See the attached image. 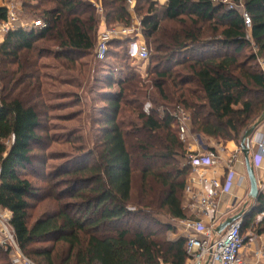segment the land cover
<instances>
[{
	"label": "trees",
	"instance_id": "trees-1",
	"mask_svg": "<svg viewBox=\"0 0 264 264\" xmlns=\"http://www.w3.org/2000/svg\"><path fill=\"white\" fill-rule=\"evenodd\" d=\"M128 1L97 0L108 10L106 22L110 27H132ZM52 2L55 8L44 16L45 29L19 30L7 35L0 48L6 61H17L22 52H33L38 41L47 39L59 42L64 53L58 54L59 57L96 48L98 27L94 12L97 8L84 0ZM142 2L148 10L142 21L143 36L158 55L152 63L156 65L154 87L162 96L161 101L176 104L174 108L181 106L188 113L191 111L192 123L199 134L224 141L240 140L253 117L264 112V70L259 64L260 58L264 60V0H167L160 7L161 16L157 10L159 3L152 0H137L135 10L144 9L138 8ZM240 5L252 19L251 30H247L242 15L234 8ZM162 18L184 28L178 32L161 30ZM7 21L8 10L0 8V22ZM129 45L126 40L112 42L107 59L111 57L112 47L124 49L129 57ZM247 49L255 51L249 56V63L254 66L248 70L238 58ZM178 56L184 60L176 62ZM172 63L188 65L185 66L188 75L174 76L169 68L161 70ZM170 79L175 92L167 95L165 81ZM137 80L136 76L126 78L119 83L120 92L107 100L100 120L103 128L98 152L89 154L80 165L62 167L48 180V195L57 203V209L44 214L32 227L29 211L31 202L38 198L32 184L22 179L20 172L33 165L32 150L40 141V116L23 99H3L0 168L13 171L15 176L10 172L4 178L5 184L7 181L13 184L5 186L6 191L24 203L2 208L13 214L11 224L16 228L20 246L34 263L103 264L105 257L112 264L187 263V240L169 241L165 235L173 228L157 219L162 213L174 220L187 219L181 197L191 168L182 167L179 162V158L187 162V153L178 129L172 127L174 120L169 113L162 119L155 109H144L138 113V123L120 120L123 108L128 107V95L137 93ZM189 85L195 89H186ZM167 105V109L173 108ZM8 141L12 142L11 146L7 145ZM138 168L141 191L135 197L134 179ZM62 177L65 179L55 183ZM19 181L28 184L19 186ZM60 186L67 191L57 192ZM64 199L73 202L64 203ZM18 212L22 214L17 216ZM263 212L264 199L260 198L245 219L243 233ZM141 220L148 221L149 225L137 223ZM259 226L262 235L264 218ZM35 245L49 246L36 249ZM10 251L5 250L9 258Z\"/></svg>",
	"mask_w": 264,
	"mask_h": 264
},
{
	"label": "rangeland",
	"instance_id": "rangeland-1",
	"mask_svg": "<svg viewBox=\"0 0 264 264\" xmlns=\"http://www.w3.org/2000/svg\"><path fill=\"white\" fill-rule=\"evenodd\" d=\"M84 1L91 4L94 9L95 7L97 8V12L95 11L94 15L98 27L96 34V43L98 44L100 33L105 28L114 27H110L107 24L106 16L108 10L102 8L97 0ZM157 2L159 3L157 7L158 14L161 16L162 9L160 7L165 5L167 1L157 0ZM142 6L144 7L143 10H135L136 4L133 7L128 6L129 12L133 14L132 27L138 26V22L143 21L148 11L145 2L140 3L138 8ZM242 6L237 7L242 8ZM0 8H6L8 10V19L11 14L16 16V22H12L10 25L12 29L10 32H17L19 30L30 32L33 30H41L40 27L34 28L35 25L40 23L45 25L44 16L47 11L55 8V4L52 0H39V2L33 3H26L24 0H0ZM186 22L189 25L191 24L189 21ZM4 23L0 22V48L10 33L4 32ZM45 28H42V30ZM164 28L174 31L177 30L178 32L184 27H180L179 24L168 22L162 18L161 30ZM144 41L149 46L151 52L150 59L147 62L131 59L130 56L125 55L124 49L116 47H112L110 51L111 57L105 61H99L97 59V46L90 52L77 53L68 57H59L58 54H62V51L60 50L59 42L54 39L38 41L35 44V50L33 52H22L17 61H6L5 57L0 53V105L6 97L20 98L27 101L29 105L34 106L40 116V127L38 130L40 141L32 150L33 165L28 170L20 172V177L32 184L38 198L37 201L31 202L32 208L28 216L30 227L42 218L44 214L51 213L57 209V203L48 195V180L54 177L53 175L58 173L57 171L62 167L71 168L73 165H80L85 157L88 158L89 154L98 152L103 128L100 120H102L104 109L108 105L107 100L120 92V82L131 76H136L138 79L137 93L128 95L126 102L128 107L125 106L123 108L124 114L120 116V120H124L127 123H138V113L143 112L144 109L146 111L155 109L161 115L160 112L168 108L165 105L168 104L167 106L173 108L177 106L176 104H169L164 100L161 101L162 96H160L154 87L157 82V77L153 74L156 65L152 63L158 55L151 43L149 44L145 39ZM253 53H255L253 49H247L238 56L239 61L245 65L246 70L254 66L253 63H249V56ZM183 60V56H178L176 62H182ZM259 64L261 69L264 70V60L262 58L259 59ZM185 66L188 65L176 66V63H172L161 67V70L169 68L174 72V76L185 77L188 75ZM239 73L243 74V72ZM13 74L14 81H12ZM165 83V94L170 95L171 92L174 94L175 90L171 86L172 79L165 81ZM186 89H195V86L189 85ZM154 102H158V104L154 105ZM195 104L202 103L196 102ZM138 107H140V111L136 110ZM173 108L170 110H173ZM189 114L191 118L190 133L194 138L196 137L198 139L202 134H199L194 128L192 112L190 111ZM262 114L255 115L249 123L248 128ZM241 139L242 136L240 140L234 142L240 145ZM215 140L218 141V139ZM6 143L8 146L12 144L11 141ZM179 162L182 167L184 165L188 166V162L182 161L180 158ZM139 170L138 168L135 171V197L141 191ZM10 172L14 175L11 169L0 168V213L4 210L2 207H19L24 203L20 197L10 193L9 190L6 191L5 186H13L8 181L6 184L4 183L6 174ZM63 179L65 178H59L55 183H59ZM26 184L28 183L22 181L18 183L19 186H25ZM65 191L67 189L62 186L57 190V192ZM185 197L186 191L181 197L182 204H184ZM70 202L73 201L71 199H64V203ZM21 214L18 212L17 216ZM12 218L8 224V228L10 232H13L11 233L14 235L19 252L25 255V252L20 246L16 228L11 224ZM157 219L164 225H169L173 228V231L165 235L168 239L172 238L173 233H178L176 231L179 228L184 232V228L180 223L181 221L174 220L165 213L160 214ZM262 220L263 218L258 214L255 221L256 224L254 222L249 228L245 229L244 237L259 235V231L262 230L259 223ZM139 222L144 224V226L149 225V222L146 220L137 221V223ZM159 231L161 232V230ZM44 246L35 245L33 248L39 249ZM7 249L9 251L11 250L10 258L5 254V250L7 251ZM19 252L4 232L2 224L0 223V264H11V261L15 264L20 257ZM107 260L111 261L109 258ZM103 264L106 263L103 261Z\"/></svg>",
	"mask_w": 264,
	"mask_h": 264
},
{
	"label": "built area",
	"instance_id": "built-area-1",
	"mask_svg": "<svg viewBox=\"0 0 264 264\" xmlns=\"http://www.w3.org/2000/svg\"><path fill=\"white\" fill-rule=\"evenodd\" d=\"M137 0H129L128 6L133 7ZM232 8V7H231ZM239 11L244 20L247 30L252 28V19L250 15L245 11L244 6L242 8L234 6ZM16 22V16L10 15L7 23L3 24V30L5 33H9L11 23ZM45 28L46 25L40 23L36 24L34 28ZM116 40L129 41V56L131 59L147 62L150 59L151 52L147 43L144 41L142 22H138L136 27H114L105 28L100 33L99 42L96 48V57L99 61H105L108 57L110 44ZM161 118L166 117V113H169L174 120L172 127H176L179 131L180 141L184 144L189 143L190 140V114L181 106L170 109H163ZM195 140L198 142V139ZM251 152L255 148L257 160L254 163L256 170H261L263 176L258 179L259 199H264V125L260 128L251 138L250 142ZM243 156L241 147L230 156L228 160V174L226 175L225 183L223 184L212 172L213 177H210V170H213L219 162V156L214 151L207 152L205 154L193 155L188 166L193 172L192 180L187 184L186 194L191 195L192 199L198 200V196L194 194L193 186L198 183L203 189L210 188V191L205 197L198 200L197 207L203 216L198 220H183L181 225L184 231L187 233L186 237V253L188 256V264H264L260 261H246L243 257L242 251L246 246L248 238L244 237L243 229L245 219L252 213L254 208L258 204V200L254 202L248 212L244 214L239 220L230 225L222 235L216 234V228L218 226V218L216 202L224 194H230L234 188L241 187L246 181V177L240 176L234 170V166L239 158ZM264 218V212L261 214ZM12 218V213L6 209L0 213V223L4 232L8 235L10 241L18 250L14 235L10 232L8 224ZM206 220L210 222L207 223ZM254 227V225H253ZM252 240V238H249ZM20 253V252H19ZM15 264H36L20 253L19 259Z\"/></svg>",
	"mask_w": 264,
	"mask_h": 264
},
{
	"label": "crops",
	"instance_id": "crops-1",
	"mask_svg": "<svg viewBox=\"0 0 264 264\" xmlns=\"http://www.w3.org/2000/svg\"><path fill=\"white\" fill-rule=\"evenodd\" d=\"M164 1H167V0H164ZM202 136L198 137V142H197L195 138L192 136V134L190 133L189 143L187 144L183 143L184 149L187 153V158H186L187 162H189L190 158L193 155L205 154L210 151L216 152V154L219 156V162L213 170L209 171V173H210V177H213L212 172H214L215 173L214 177H216L218 180H220L224 184L226 175L228 174V165H227L228 163L227 162L230 156L234 154L240 148V145H238L234 141H222V140L217 141L214 138L208 137L206 135L202 134ZM255 154H256V150L255 148H253L251 152L252 162H255L257 160V157L255 156ZM261 164H264V161ZM234 170L236 171L238 175L246 177V181L241 187L234 188L230 194L222 195L221 198L216 202L217 204L216 212H217V218H218L217 228L222 223H224L227 219L240 214L244 210L246 204H248V206L246 207V212H248V210L250 209V206L254 204V202H252L249 198L250 182L247 176L246 164H245V159L243 156L237 160L234 166ZM256 176H257V179L262 177L263 176L262 171L256 170ZM195 177L193 176V172L191 170V173L187 179V184L192 180V178H195ZM193 190H194V194L198 196V200H200L202 197H205L208 194V192L210 191V188L208 187L206 189H203L202 186H200L198 183H195L193 186ZM198 200H194L192 199L191 195L186 194L185 201L183 204L184 212L189 214V216H187L186 221L187 220H198L203 217L201 216V213L197 207ZM177 221H183V220H177ZM205 221L207 223L210 222L209 220H206V219ZM176 232L178 233H173V236L171 239H169V241L175 242L181 238L186 239L187 233L185 231L184 233L182 229L179 228L178 231ZM247 238H248V241L246 242V246L244 250L242 251L244 259L250 262L260 261L261 263H264V234L262 235L259 234L257 236L252 235L250 237L248 236ZM249 238H252V240H250ZM108 258L109 257L103 258L102 263L104 261V263L106 264H112V261L107 260ZM186 264H188V260Z\"/></svg>",
	"mask_w": 264,
	"mask_h": 264
},
{
	"label": "water",
	"instance_id": "water-1",
	"mask_svg": "<svg viewBox=\"0 0 264 264\" xmlns=\"http://www.w3.org/2000/svg\"><path fill=\"white\" fill-rule=\"evenodd\" d=\"M264 125V112L263 114L259 117V119L252 125L250 126L243 134L242 139H241V150L243 157L245 159V164H246V171H247V176L250 182V194L249 198L252 202H255L259 199V190H258V179L256 176V169L254 166V163L252 162L251 159V138L252 136ZM248 204H246L244 210L238 214L237 216L231 217L227 219L224 223H222L217 229H216V234L217 235H222V233L234 222L239 220L244 214L246 213V207Z\"/></svg>",
	"mask_w": 264,
	"mask_h": 264
}]
</instances>
